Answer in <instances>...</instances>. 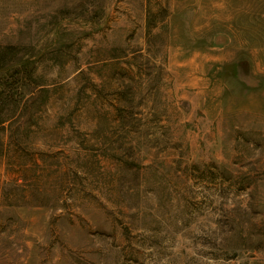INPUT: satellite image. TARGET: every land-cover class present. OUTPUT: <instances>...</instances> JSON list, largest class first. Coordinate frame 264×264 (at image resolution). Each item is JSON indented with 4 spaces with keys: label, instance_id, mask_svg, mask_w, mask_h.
<instances>
[{
    "label": "rangeland",
    "instance_id": "obj_1",
    "mask_svg": "<svg viewBox=\"0 0 264 264\" xmlns=\"http://www.w3.org/2000/svg\"><path fill=\"white\" fill-rule=\"evenodd\" d=\"M264 0H0V264H264Z\"/></svg>",
    "mask_w": 264,
    "mask_h": 264
},
{
    "label": "crops",
    "instance_id": "obj_2",
    "mask_svg": "<svg viewBox=\"0 0 264 264\" xmlns=\"http://www.w3.org/2000/svg\"><path fill=\"white\" fill-rule=\"evenodd\" d=\"M264 91V89H262Z\"/></svg>",
    "mask_w": 264,
    "mask_h": 264
}]
</instances>
